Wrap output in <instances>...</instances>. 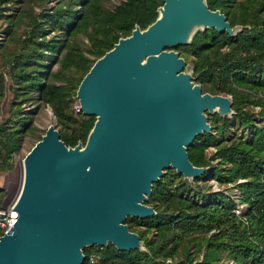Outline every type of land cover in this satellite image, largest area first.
<instances>
[{"label": "trees", "instance_id": "16d2710c", "mask_svg": "<svg viewBox=\"0 0 264 264\" xmlns=\"http://www.w3.org/2000/svg\"><path fill=\"white\" fill-rule=\"evenodd\" d=\"M103 1L54 0L36 12L31 0H0L5 42L15 41L11 49L0 47L8 53L0 70V100L5 88L16 98L35 93L50 106L66 145L84 143L95 120L72 108L82 76L119 37L151 23L162 5V0H119L110 7ZM206 2L231 26L241 25L235 34L198 29L188 43L175 46L191 63L192 79L202 91L232 99V115H209L210 131L187 146L190 161L206 170L188 179L167 168L145 201L155 213L125 219L142 248L95 244L83 248L81 264H264V0ZM5 3L13 4L11 12ZM24 21L28 27L16 33ZM80 33L87 39L85 48L77 40ZM4 73L10 78L7 86ZM14 103L18 106L0 122V172L13 167L28 127L20 102ZM210 178L219 189H213ZM234 188L236 196L230 192ZM2 196L0 188V203Z\"/></svg>", "mask_w": 264, "mask_h": 264}, {"label": "water", "instance_id": "95a60500", "mask_svg": "<svg viewBox=\"0 0 264 264\" xmlns=\"http://www.w3.org/2000/svg\"><path fill=\"white\" fill-rule=\"evenodd\" d=\"M204 28L235 34L241 25L206 0H162L151 23L94 60L76 89L79 109L95 116L86 141L66 145L52 123L24 155L0 264H81L84 246L108 242L142 248L123 220L155 213L145 201L167 168L200 176L206 167L190 161L187 146L210 131L205 110L233 112L230 95L202 91L191 63L166 49Z\"/></svg>", "mask_w": 264, "mask_h": 264}, {"label": "rangeland", "instance_id": "374dc122", "mask_svg": "<svg viewBox=\"0 0 264 264\" xmlns=\"http://www.w3.org/2000/svg\"><path fill=\"white\" fill-rule=\"evenodd\" d=\"M117 2H119V0H104L103 4L105 6L111 7V6H113V4H115ZM15 4L17 5L16 8H18L19 3H15ZM53 4H54V0H31L32 9L36 12L42 11L43 6L46 8H50ZM5 5H6V9H5L6 12L7 11L11 12L13 10V9H11L12 5H13L12 3H5ZM26 23L27 22L24 21L21 25H19L16 33H22L23 30H25L28 27V25ZM6 28L7 27H6L5 20L0 19V47L2 45H4V46H9L8 48L11 49L15 46V41H13V42H7L6 41L5 42V40L8 36V34L5 30ZM77 40L81 45H83L84 48L88 44L85 35L82 33L78 34ZM19 49H20V47L18 48V50ZM166 49H174V50L178 51L177 49H175V46H166ZM7 54L8 53L5 54L4 52L0 51V70H2L3 66L6 64L5 59H7ZM52 66H53V68H56L57 64H54ZM4 76H5V85L7 86L10 83V78L8 75H6V73H4ZM195 83H197V82H195ZM223 94H225V93H223ZM226 95H228V94H226ZM13 100L20 102V106L22 108L23 114L27 115L26 122L28 124V127L26 129H24L23 132L21 133L20 148L13 155V161H12L13 167L11 169L0 172V188L2 189V193H3L2 201L0 203L1 206H3V205L7 206L9 204L12 205L13 201L15 200V198H16L19 190H20L22 179H23L22 158L24 157V155L29 151V149L32 147V145L38 139L41 138L42 134L45 132V129L47 128V126L49 124L55 123V127L58 129V131L60 130V126L57 123V120H56L54 114L52 113L50 106L47 104L40 103L39 100L36 98L35 93L31 94L30 96H26V97H22V98L21 97L16 98V97H14L13 91L10 89H7V88H5V94H4V96H2V98L0 100V122H2L3 119H5L6 117L11 115V111L13 110L12 109L13 107L18 106L16 103H14L15 101H13ZM78 107H79V102H78L77 95L75 94V96L73 97L72 108L74 111L77 112ZM256 109H258V107ZM204 113L206 114V116L208 118L209 115H212L216 112L210 113L207 110H205ZM237 128H239V127H237ZM81 145H83L82 142H81ZM188 179H192V177H189ZM209 183L213 187L214 190L219 189V186H218L216 180L210 178ZM230 192L234 196L237 195L236 194L237 190L235 188L232 189ZM235 200L237 202L236 197H235ZM238 205L240 206L239 203H238ZM125 219L123 220V222L128 225V223L125 222ZM128 227H129V225H128ZM92 246H84L83 248L92 247Z\"/></svg>", "mask_w": 264, "mask_h": 264}, {"label": "built area", "instance_id": "2783aa9c", "mask_svg": "<svg viewBox=\"0 0 264 264\" xmlns=\"http://www.w3.org/2000/svg\"><path fill=\"white\" fill-rule=\"evenodd\" d=\"M78 110L79 107L77 108ZM14 217V210L11 208V205H3L0 207V229L4 231L8 230L12 225V219ZM90 261H95L96 256L94 253L89 256Z\"/></svg>", "mask_w": 264, "mask_h": 264}]
</instances>
